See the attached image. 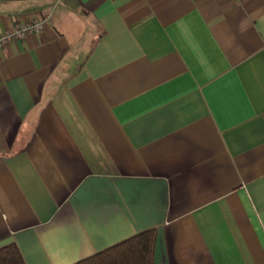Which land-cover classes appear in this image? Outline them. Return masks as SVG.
Segmentation results:
<instances>
[{
	"label": "crops",
	"instance_id": "1",
	"mask_svg": "<svg viewBox=\"0 0 264 264\" xmlns=\"http://www.w3.org/2000/svg\"><path fill=\"white\" fill-rule=\"evenodd\" d=\"M0 246L70 264L147 228L153 264H264V0H0Z\"/></svg>",
	"mask_w": 264,
	"mask_h": 264
},
{
	"label": "trees",
	"instance_id": "2",
	"mask_svg": "<svg viewBox=\"0 0 264 264\" xmlns=\"http://www.w3.org/2000/svg\"><path fill=\"white\" fill-rule=\"evenodd\" d=\"M156 231L147 228L70 264H153ZM0 264H26L16 243L0 246Z\"/></svg>",
	"mask_w": 264,
	"mask_h": 264
},
{
	"label": "built area",
	"instance_id": "3",
	"mask_svg": "<svg viewBox=\"0 0 264 264\" xmlns=\"http://www.w3.org/2000/svg\"><path fill=\"white\" fill-rule=\"evenodd\" d=\"M43 27V20L38 18H26L18 21L10 30L0 33V45L15 38H24L32 31H38Z\"/></svg>",
	"mask_w": 264,
	"mask_h": 264
}]
</instances>
